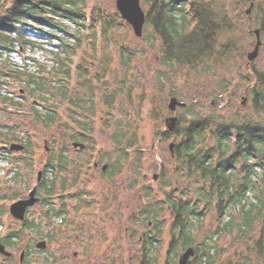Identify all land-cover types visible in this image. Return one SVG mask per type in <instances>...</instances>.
Segmentation results:
<instances>
[{
    "label": "rangeland",
    "instance_id": "rangeland-1",
    "mask_svg": "<svg viewBox=\"0 0 264 264\" xmlns=\"http://www.w3.org/2000/svg\"><path fill=\"white\" fill-rule=\"evenodd\" d=\"M74 1L85 10L89 18L92 12H101L104 17L113 19L108 33L98 27L97 38L89 35V31H80V27L67 19L64 22L69 33L78 34L83 39L82 47L73 57L70 86L66 81L62 82V85L70 87L68 96L77 105L71 108L69 99L62 100L59 97L46 101L45 104L44 100L49 98V95L44 99L39 95L30 96L28 92L23 91L26 88V77L21 75L22 81L15 78L17 73H37L38 68L44 72L41 75L48 78L50 72L59 66L56 60L57 49L52 46H37L24 50L18 43L15 48L14 43V46L11 45L12 50L2 51L4 49L0 46V51L3 52L0 55V70L7 76V81L0 78V126L11 130L15 128V138L20 140L30 136L36 157L46 159L51 152L67 147L73 150L70 157L80 163L81 171L79 176L76 175L77 181L73 184L71 182L70 187H73L70 189H73L75 196L83 197V211L74 212L71 216L80 217L85 223L84 229L73 224L63 226V222L59 220H41L40 208H35L28 215V219L34 218L41 224L42 237H38L39 239H45L51 232L56 233L55 238L49 242V251H57L64 244H79L82 247L79 249L77 260L102 261V264H134L130 259L136 253L131 249L145 229L140 218L134 217L155 198H163L164 192L172 187H186L187 181L180 179L176 172L175 146L179 141L174 136L166 138L163 135L164 132L171 131L169 127L172 123L168 119L176 116L179 121V117L185 114L182 108L193 101L205 111L215 109L225 117L238 115L258 121L261 118L264 120V116L256 114L253 93L254 86L258 90L264 88L260 86L256 75V72L264 73V34L261 31L262 44L258 57L254 61L248 58L258 42L255 32L260 30L261 25L258 2L263 0L248 3L240 0H216L227 8L234 23V30L227 32L221 41L223 59L208 72L204 68L191 70L177 65H162L159 41L153 43L144 38L145 34L143 37H137L131 25L122 19L117 11V0ZM15 2L16 0H0V18L5 9L14 6ZM125 58L129 60L128 63H125ZM79 64L86 68V75L81 76V72L75 69ZM86 77L88 79H85ZM58 78L62 79L61 76ZM54 85L60 87L55 81ZM73 92L80 97H72ZM7 96L20 100L23 106L6 103L4 99ZM108 96L114 97L109 106L106 105ZM173 97L186 105L179 106L177 111L172 112L169 104ZM35 98L41 102L37 105L39 110H42L43 106L56 108L61 120L50 128L45 127L34 115ZM79 128L88 134L85 140H80L86 149L83 153L72 146L74 141L70 139V135L80 131ZM117 129L125 134V144L133 142L134 146L128 150V158L122 161V169L109 170V174L105 176L102 166L95 168L93 163L100 158L101 152L107 155L102 161L103 164L110 163L106 158L116 163L119 151L112 138ZM173 144L174 147L171 148ZM4 164L1 163L0 166ZM20 166L22 177L15 181L6 180L0 169V182L4 184V188L0 190V206H4L6 211H3L6 214L2 217L3 226L0 227L3 234L20 227L8 211L14 192L24 196L35 184L37 169L32 177L31 169H26L25 165ZM255 179L259 186H264L261 174ZM149 187L150 196L147 193ZM97 206L101 209L99 213L104 216L98 222L92 217V212L96 213ZM231 214L235 217L236 226L241 222V213L236 210ZM169 217L170 211L165 205L160 219L169 220ZM220 225L215 209H212L193 234L194 246L209 237V245L217 248L218 254L213 252L215 257L210 264H264V258L257 257L251 238H238V227L233 228L230 234L220 231ZM168 230L169 226L163 232L164 242L160 247L157 264H166ZM136 231L137 235L133 240L131 235ZM257 232L256 229L254 234ZM33 236L37 235L26 232L16 249L29 245L34 239ZM136 248L138 249L137 246ZM60 253L62 254L61 251L56 252L54 261L60 258ZM19 255L18 251L17 259ZM72 255L73 253H70L71 257ZM45 258L46 254L35 253L31 258L32 264H39L38 260L42 261L41 264H46ZM0 264L14 263L0 257Z\"/></svg>",
    "mask_w": 264,
    "mask_h": 264
},
{
    "label": "trees",
    "instance_id": "trees-1",
    "mask_svg": "<svg viewBox=\"0 0 264 264\" xmlns=\"http://www.w3.org/2000/svg\"><path fill=\"white\" fill-rule=\"evenodd\" d=\"M240 1L248 3L255 0ZM141 5L146 12L144 38L153 43L159 41L162 65H177L191 70L204 68L208 72L223 59L221 41L227 32L234 30V23L227 8L220 2L141 0ZM258 11L261 16L260 31L264 34V0L258 2ZM66 19L80 27V31H89V35L94 38H97L98 27L108 33L113 23V19L104 17L101 12H92L89 18L74 0H44L37 1V4L26 2L5 9L0 18V46L4 49L2 51L12 50L11 45L14 46V43L15 48L18 43L24 50L37 46L57 49L59 66L50 72L48 78L41 75L44 72L40 68L37 73H17L15 78L22 81L21 75L26 77L27 89L23 90L24 93L39 95L43 99L49 95L44 100L45 104L55 97L69 99L72 108L77 103L68 96L73 77L71 66L77 50L82 47L83 39L78 34L69 33L64 26ZM39 26L43 28L33 34L34 28ZM124 61L129 62L126 58ZM75 69L81 72V76L86 75V68L80 64ZM256 75L260 86H264V73L256 72ZM60 76L62 79L58 78ZM6 77L0 70V78L7 81ZM54 81L60 87L54 85ZM63 81L69 86L62 85ZM73 93L72 97H80ZM253 93L256 114L262 117L264 88L258 90L254 86ZM113 99V96L106 97V105L109 106ZM4 100L12 106H23L20 100L8 96ZM40 103L35 98L33 111L36 119L45 127L49 128L61 120L56 108H42L40 105L42 110H39L37 105ZM182 109L185 114L179 117L175 129L163 133L166 138L174 136L179 141L175 146L176 172L180 179L187 181L185 188L178 185L164 192V197L169 199L168 203L176 213L173 236L178 238L173 253L176 254L178 248L194 246L193 229L198 230L207 214L215 209L217 221L221 224L220 231L230 234L233 228L238 227V238H251L257 257L264 258V186H259L255 179L261 174L264 180L263 118L258 121L238 115L225 117L215 109L205 111L193 101ZM6 131L0 130V134ZM79 137L74 134L72 139L80 140ZM112 139L116 149L123 151L119 159L127 157V151L134 146L133 142L125 144L126 137L120 129L116 130ZM119 164L120 160L116 161L115 166ZM164 174L163 169L162 177ZM147 189L150 196L151 188ZM236 210L241 213V222L235 226V217L231 213ZM256 229L258 232L255 235ZM208 241L209 237L195 246L197 253L193 264H210L215 257L213 252L218 254L217 248L210 246Z\"/></svg>",
    "mask_w": 264,
    "mask_h": 264
},
{
    "label": "flooded vegetation",
    "instance_id": "flooded-vegetation-1",
    "mask_svg": "<svg viewBox=\"0 0 264 264\" xmlns=\"http://www.w3.org/2000/svg\"><path fill=\"white\" fill-rule=\"evenodd\" d=\"M43 1L44 0H41V2ZM26 2L37 4V1L35 0H16L14 6L12 7H15V5H22ZM42 28L43 27L41 26H39L38 28H34V32L32 33L34 34L38 29L41 30ZM64 126L67 127L66 123H64ZM76 127L78 126L76 125ZM3 129H7V131L3 135L0 134V165L1 163H5L4 166H0V169L4 174V178L8 181L21 179L22 176L20 172V165H25L26 169H31L32 177L34 176V170H37L36 177H34L35 184L29 189L27 194L22 196L17 191L14 192V197H12L13 201L10 204L8 211L14 219L15 223L19 224L20 227L13 228L11 231H7L4 234L0 232V243L5 246L6 251L5 253L0 252V257H3L8 262L13 261L14 264H32L31 258L35 253H37L38 255L46 254V258L44 260L46 264H102V261H88L87 259L77 260L76 258L80 253L79 249L82 247L79 244H64L57 251H49V242L55 238L56 233L51 232L47 234V237L45 239H39L38 237H42V233L40 231L41 224L37 223L34 218L28 219V215H30L35 208H40L42 214L40 218L41 220H48L50 222L53 220H59L63 222V226L73 224L77 225V228L82 227V229H84L85 223L83 222V220L78 216H71V214H73L74 212H79L80 210H82L81 200L83 199V197L75 196L72 193L73 189H70L73 187H70L71 182L73 184L77 181L78 177L76 178V175H78L81 171L79 161L70 157V152L72 149L62 147L59 148L57 152H51L46 159L42 157H36L31 140L32 138H30V136H28L26 139L20 140V138H15V128H12L11 130L6 127L3 128L2 126H0V130ZM74 134L80 136V140H85L88 137V134H86V132H83V129H80L79 132ZM74 134L70 135V139L74 141L72 146L76 149H79L80 153H83L86 150L85 146L84 148L74 146V143H81L80 140L72 139V136ZM15 142L16 144L19 143V145L24 146V149L15 150V147L12 148V145H15ZM45 148L47 147L45 146ZM47 149H49V147ZM118 151L120 156L123 151ZM97 153H100V151H97ZM106 156L107 155H104V153L102 154L101 152V159L99 158L93 163V166L95 168H99L100 166H102V172L105 176L109 174V170L122 169V161L127 159L129 155H127V157H124L123 159L118 158L117 161L120 160L121 164H119L117 167L115 166V162H112L110 158H106L107 162L109 160L110 163L103 164L102 161ZM154 179H156V176H154ZM3 188L4 184H1L0 182V190ZM150 188L151 187H149V189ZM33 192L34 196L32 195ZM31 199L34 201L27 206L23 219H20L16 216L14 217L11 214L12 204ZM173 199L176 201L179 200V198ZM168 201L169 199L165 197L159 198V200L155 198L151 201V205L147 204V207L141 208L139 213L137 214V217H134L140 218L141 222L145 225L144 231L139 235L136 244H134L132 246L133 248L131 249L132 252L136 253L130 259V261L134 264H157L160 247L164 242L163 232L166 228H168V226L169 230L166 264H180V259L186 252V250L190 247H193L195 249V246H188L185 249L178 248L177 253H173L174 244L178 238H174L173 236L176 213L173 212L172 205L168 203ZM90 203L91 202H87V204ZM94 204H96V202H94ZM165 205L170 211L169 220H165L164 218L163 220L160 219L161 211L165 207ZM3 207L4 206H0V227L3 226L2 217L6 214L3 213V211L6 212ZM96 209V213L92 211L90 212H92L93 214V220L98 222L102 220L104 216L102 213H99V211L101 210L99 206H97ZM148 212L149 216H147ZM78 220H80V222H78ZM0 231L2 230L0 229ZM26 232H28L30 235L37 236H33L34 239L29 245L21 246L17 250L16 246H18L19 242L24 239V237L26 236ZM127 235L130 238L128 231ZM136 235L137 231L132 233L131 237L133 240L134 236ZM136 246L138 247V249L136 248ZM13 248H15V250ZM180 250L182 251L180 252ZM18 251L20 252V255L17 259ZM59 251H61L62 254L60 253V258L54 261L53 258L56 257V252ZM70 253H73L72 257L70 256ZM196 253L197 252L195 249V254L191 256L185 264H193ZM125 261L128 262V260ZM38 263L41 264L42 261L38 260ZM112 264H115V262H112Z\"/></svg>",
    "mask_w": 264,
    "mask_h": 264
},
{
    "label": "water",
    "instance_id": "water-1",
    "mask_svg": "<svg viewBox=\"0 0 264 264\" xmlns=\"http://www.w3.org/2000/svg\"><path fill=\"white\" fill-rule=\"evenodd\" d=\"M21 1V0H17ZM28 1V0H25ZM117 11L120 13L122 19H124L126 22H128L131 27L133 28V31L137 37H143L144 35V27L146 23V12L143 9L141 5V0H117L116 2ZM257 35V44L255 47V50L248 55V58L250 61H254L259 54L260 46L262 44L260 40V30H256ZM186 104L183 102H179V100L176 97H173L171 99V102L169 104V109L172 112L177 111V108L184 107ZM168 121L172 123V126L169 127V130L173 131L176 127L178 117H172L169 118ZM75 147H81L84 148V144L82 143H74ZM15 147V150H22L24 149V146L16 144L12 145V148ZM174 147V144L171 145V148ZM34 196V192L32 193ZM34 200H27V201H21L12 204L11 206V214L15 217H18L20 219L24 218V213L28 205H30ZM0 252L5 253V246L0 243ZM195 254V249L193 247H190L186 250V252L182 255L180 259V264H185L188 259Z\"/></svg>",
    "mask_w": 264,
    "mask_h": 264
}]
</instances>
